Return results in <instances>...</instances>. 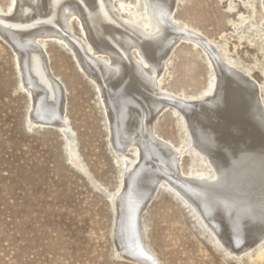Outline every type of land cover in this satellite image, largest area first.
<instances>
[{
    "label": "rangeland",
    "instance_id": "1",
    "mask_svg": "<svg viewBox=\"0 0 264 264\" xmlns=\"http://www.w3.org/2000/svg\"><path fill=\"white\" fill-rule=\"evenodd\" d=\"M123 1L144 13L142 1ZM9 2L0 0L3 13ZM173 16L178 25L199 30L219 59L234 61V69L249 75L264 102V0H178ZM80 28L73 19L69 32L86 47ZM44 45L62 90L77 162L57 126L28 119L29 94L20 83L13 49L0 37V264H147L120 256L113 238V199L126 171L118 152L129 165L134 153L131 147L114 149L100 93L69 47L55 38H45ZM168 57L161 87L186 96L210 88L212 68L200 49L181 40ZM177 99L157 114L154 130L183 150L181 176L192 170L207 179L206 165L192 160L185 129L172 112ZM167 183L155 188L140 218L145 243L160 264H264V236L229 252Z\"/></svg>",
    "mask_w": 264,
    "mask_h": 264
},
{
    "label": "bare ground",
    "instance_id": "2",
    "mask_svg": "<svg viewBox=\"0 0 264 264\" xmlns=\"http://www.w3.org/2000/svg\"><path fill=\"white\" fill-rule=\"evenodd\" d=\"M133 1H142L144 15L123 0H10L5 13L0 8V37L12 46L20 83L30 97L28 119L57 126L77 162L62 90L44 52L45 38H55L69 47L98 89L114 149L131 147L134 153L129 165L118 152L126 166L113 199V238L120 256L160 264L145 243L140 218L164 180L215 241L229 252L246 249L264 236V102L262 110L254 86L242 76L225 67L219 71L218 54L205 47L199 30L178 25L173 16L178 0ZM73 19L86 47L69 32ZM181 40L205 53L212 68V84L199 96L160 86L168 54ZM225 64L237 68L234 61ZM176 97L185 101L172 112L185 129L192 160L206 165L207 179L192 170L181 176L183 150L154 130L153 120Z\"/></svg>",
    "mask_w": 264,
    "mask_h": 264
},
{
    "label": "water",
    "instance_id": "3",
    "mask_svg": "<svg viewBox=\"0 0 264 264\" xmlns=\"http://www.w3.org/2000/svg\"><path fill=\"white\" fill-rule=\"evenodd\" d=\"M10 45V44H9ZM11 48H12V46H11ZM219 61H218V63H217V66L216 67H218V69H219V71L221 72V69L223 70V68L222 67H225L226 69H228L229 71H234V72H236L237 74H239L240 76H242L243 77V79H246L247 81H249V83H251L252 84V86H254V90H255V93L257 94L258 93V87L254 84V82L252 81V79H250V77L248 76V75H245L244 73H241L240 71H238V70H236V69H234V68H232V67H228V65H226L225 64V62L224 61H222V59H218ZM221 66V67H220ZM219 72V73H220ZM233 72V73H234ZM221 74V73H220ZM241 77V78H242ZM221 78V77H220ZM258 96H259V94H258ZM202 100V99H201ZM258 100V102H259V104H260V106H261V109L263 108V106H262V103L260 102V99H257ZM180 101H185V100H180V99H177V102H178V104H179V102ZM200 101V100H199ZM199 101H197V102H195V105H199ZM194 105V104H193ZM194 105V106H195ZM263 110V109H262ZM191 117V116H190ZM45 125H52V124H46L45 123ZM260 238V236L259 237H257V238H254V240L252 241V243H251V245L255 242V241H257L258 239ZM229 239V238H228ZM238 250V249H237ZM240 250V249H239ZM131 259V258H130ZM133 260V259H132ZM135 261H139V262H143V260H135Z\"/></svg>",
    "mask_w": 264,
    "mask_h": 264
}]
</instances>
